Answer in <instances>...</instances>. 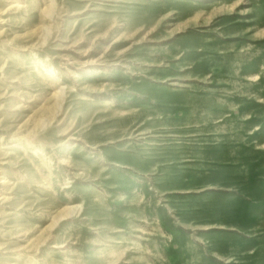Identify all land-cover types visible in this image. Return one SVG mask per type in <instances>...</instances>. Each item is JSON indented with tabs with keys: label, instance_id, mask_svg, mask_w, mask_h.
<instances>
[{
	"label": "rangeland",
	"instance_id": "374dc122",
	"mask_svg": "<svg viewBox=\"0 0 264 264\" xmlns=\"http://www.w3.org/2000/svg\"><path fill=\"white\" fill-rule=\"evenodd\" d=\"M0 264H264V0H0Z\"/></svg>",
	"mask_w": 264,
	"mask_h": 264
},
{
	"label": "bare ground",
	"instance_id": "6f19581e",
	"mask_svg": "<svg viewBox=\"0 0 264 264\" xmlns=\"http://www.w3.org/2000/svg\"><path fill=\"white\" fill-rule=\"evenodd\" d=\"M62 91L63 89L60 90L59 94H58V98L62 97ZM75 209V207L73 208L72 207H68L67 210L63 211L56 219L55 221L53 222L51 228H55V226L60 222L62 221L63 219H66V218H69L71 215H72V211Z\"/></svg>",
	"mask_w": 264,
	"mask_h": 264
}]
</instances>
